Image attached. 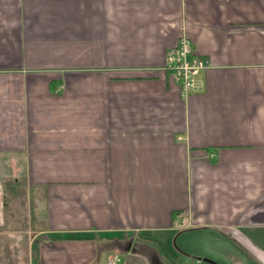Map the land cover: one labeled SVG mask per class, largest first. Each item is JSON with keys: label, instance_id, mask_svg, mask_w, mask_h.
Returning <instances> with one entry per match:
<instances>
[{"label": "crops", "instance_id": "obj_1", "mask_svg": "<svg viewBox=\"0 0 264 264\" xmlns=\"http://www.w3.org/2000/svg\"><path fill=\"white\" fill-rule=\"evenodd\" d=\"M183 35L211 61L188 97ZM7 161L31 264H264V0H0Z\"/></svg>", "mask_w": 264, "mask_h": 264}, {"label": "rangeland", "instance_id": "obj_2", "mask_svg": "<svg viewBox=\"0 0 264 264\" xmlns=\"http://www.w3.org/2000/svg\"><path fill=\"white\" fill-rule=\"evenodd\" d=\"M24 167L8 161L0 165V264H31L32 237L44 223L39 191L30 187Z\"/></svg>", "mask_w": 264, "mask_h": 264}, {"label": "built area", "instance_id": "obj_3", "mask_svg": "<svg viewBox=\"0 0 264 264\" xmlns=\"http://www.w3.org/2000/svg\"><path fill=\"white\" fill-rule=\"evenodd\" d=\"M210 66V59L195 54L191 41L183 35L177 44L168 50L164 69L179 85L183 97H188L196 88L195 76ZM120 261L119 256H114L109 259L108 263L118 264Z\"/></svg>", "mask_w": 264, "mask_h": 264}, {"label": "bare ground", "instance_id": "obj_4", "mask_svg": "<svg viewBox=\"0 0 264 264\" xmlns=\"http://www.w3.org/2000/svg\"><path fill=\"white\" fill-rule=\"evenodd\" d=\"M114 256H119V255H114ZM114 256H113V257H114ZM119 257H120V256H119ZM120 258H121V257H120Z\"/></svg>", "mask_w": 264, "mask_h": 264}]
</instances>
